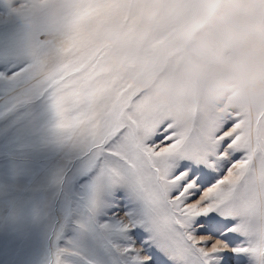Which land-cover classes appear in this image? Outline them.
<instances>
[{"label":"snow or ice","instance_id":"6c2138e0","mask_svg":"<svg viewBox=\"0 0 264 264\" xmlns=\"http://www.w3.org/2000/svg\"><path fill=\"white\" fill-rule=\"evenodd\" d=\"M0 83L8 106L46 96L81 161L51 264L86 247L84 264H264V109L173 104L129 81L87 32L28 33Z\"/></svg>","mask_w":264,"mask_h":264},{"label":"rangeland","instance_id":"374dc122","mask_svg":"<svg viewBox=\"0 0 264 264\" xmlns=\"http://www.w3.org/2000/svg\"><path fill=\"white\" fill-rule=\"evenodd\" d=\"M104 14L113 4L116 20L128 33L127 55L113 54L117 47L103 45L109 58L131 82L161 94L180 88L195 79L194 69L183 46L173 48L170 36L158 31L144 16L132 11L138 0H101ZM147 2V0H145ZM158 2V0H152ZM249 9L256 0H238ZM28 31L0 0V71L20 57ZM143 53H136L137 44ZM139 73L143 83L132 78ZM9 90L0 83V264H51L54 240L61 224L64 198L80 191L81 161L56 128V120L46 96L33 94L8 106ZM66 238L70 234H65ZM55 247H68L64 240ZM65 256L66 264H84L91 248Z\"/></svg>","mask_w":264,"mask_h":264},{"label":"clouds","instance_id":"9594fccd","mask_svg":"<svg viewBox=\"0 0 264 264\" xmlns=\"http://www.w3.org/2000/svg\"><path fill=\"white\" fill-rule=\"evenodd\" d=\"M28 33L42 38L68 39L87 32L97 43L117 45L113 54L127 55L130 39L117 22V9L97 15L101 0H8ZM132 11L144 16L158 31L170 36V45L183 46L195 79L164 94L173 104L193 97L224 110L241 106L264 109V0L251 9L238 0H138ZM137 56L143 45L137 44ZM132 78L143 83L139 73Z\"/></svg>","mask_w":264,"mask_h":264}]
</instances>
